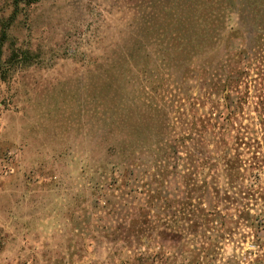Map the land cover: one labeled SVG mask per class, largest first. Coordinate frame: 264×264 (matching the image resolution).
<instances>
[{"label": "rangeland", "instance_id": "374dc122", "mask_svg": "<svg viewBox=\"0 0 264 264\" xmlns=\"http://www.w3.org/2000/svg\"><path fill=\"white\" fill-rule=\"evenodd\" d=\"M0 264H264V0H0Z\"/></svg>", "mask_w": 264, "mask_h": 264}, {"label": "trees", "instance_id": "16d2710c", "mask_svg": "<svg viewBox=\"0 0 264 264\" xmlns=\"http://www.w3.org/2000/svg\"><path fill=\"white\" fill-rule=\"evenodd\" d=\"M249 68H246V69H244L246 72H247V70H248ZM249 75V74H248Z\"/></svg>", "mask_w": 264, "mask_h": 264}]
</instances>
